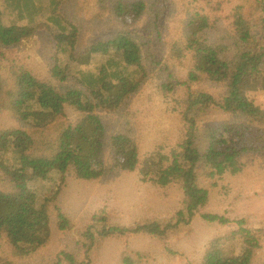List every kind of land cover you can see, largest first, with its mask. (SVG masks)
Segmentation results:
<instances>
[{"label": "trees", "instance_id": "trees-1", "mask_svg": "<svg viewBox=\"0 0 264 264\" xmlns=\"http://www.w3.org/2000/svg\"><path fill=\"white\" fill-rule=\"evenodd\" d=\"M192 1L206 14L184 22L164 53L165 13L174 0H6L7 12L0 9V115L11 125L0 127V264H95L104 244L129 240L152 241L162 258L182 264L173 241L197 218L227 232L210 240L193 264H264L258 254L264 224L242 218L229 227L228 219L208 212L217 178L237 174L244 156L264 160V105L249 98L264 92V0ZM226 4L233 5L228 15ZM143 17V32L128 30ZM109 19L125 29L78 52L80 21ZM224 20L223 36L211 43ZM41 27L55 46L44 77L19 55ZM186 53L191 63L178 77L175 68ZM84 59L95 69H80ZM150 75L161 98L182 91L173 101L181 127L168 155L158 149L141 157L126 105ZM105 112L120 121L109 139L100 117ZM135 171L160 189L175 187L178 205L130 225L113 224L104 209L77 225L60 206L68 176L94 183ZM35 179H57L54 191L37 195ZM55 237V250L39 256Z\"/></svg>", "mask_w": 264, "mask_h": 264}, {"label": "rangeland", "instance_id": "rangeland-1", "mask_svg": "<svg viewBox=\"0 0 264 264\" xmlns=\"http://www.w3.org/2000/svg\"><path fill=\"white\" fill-rule=\"evenodd\" d=\"M5 6L6 0H0L3 13L7 12ZM232 6L226 4L223 14L228 15ZM167 8L169 12L166 11L164 19L166 31L163 33L164 53H167L168 43L175 40L184 22L196 12L206 14L203 4L192 0H174ZM147 24V18L143 17L128 30L143 32ZM44 25L57 32L53 25ZM79 25L78 52L84 51L96 41L109 40L125 29L122 23L114 19L99 25L83 20ZM227 25L226 20L220 23L218 30L211 35V43L217 42L223 36ZM33 40L34 43L20 51L19 55L33 67L38 76L44 77L53 63L55 46L45 27L40 28ZM190 63L191 55L186 53L182 67L175 68L174 73L183 77ZM79 67L82 70H94L96 64L92 60L84 59ZM151 76L140 84L139 90L126 105L134 116V137L141 157L158 149L162 154L168 155L181 127L180 112L173 101L181 97L182 91L172 94L169 99H163L158 96L156 81ZM205 88L215 94L218 92L210 86ZM249 98L256 105H264V92L250 93ZM100 117L109 139L119 130L120 121L109 112L101 113ZM212 118L218 121L223 119L218 113H213ZM10 125V119L0 115V127ZM238 169L239 172L235 175L226 173L216 179V187L210 192L208 212L228 219L231 222L229 227H233L242 218L252 224H264V160L254 155L244 156L239 159ZM56 180L44 182L35 179L32 187L37 195L45 196L54 191ZM180 200L181 195L175 187L160 189L135 171L108 175L94 183L77 181L68 176L59 203L77 225L85 222L92 213L103 209L113 224L130 225L142 219L163 216L168 210L175 208ZM225 232L226 228H215L214 225L204 224L197 218L190 230L181 233L173 241L184 256L182 264L187 261L196 263L210 240ZM64 241L69 242V238ZM58 242L59 238L55 237L49 246L40 251L39 256L51 254ZM258 254L264 259V243ZM128 258L133 264H172L161 257L159 245L143 240L108 242L101 247L95 264H125L124 259Z\"/></svg>", "mask_w": 264, "mask_h": 264}]
</instances>
